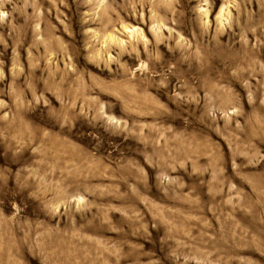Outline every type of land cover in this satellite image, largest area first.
I'll return each mask as SVG.
<instances>
[{
    "label": "rangeland",
    "instance_id": "374dc122",
    "mask_svg": "<svg viewBox=\"0 0 264 264\" xmlns=\"http://www.w3.org/2000/svg\"><path fill=\"white\" fill-rule=\"evenodd\" d=\"M0 264H264V0H0Z\"/></svg>",
    "mask_w": 264,
    "mask_h": 264
}]
</instances>
